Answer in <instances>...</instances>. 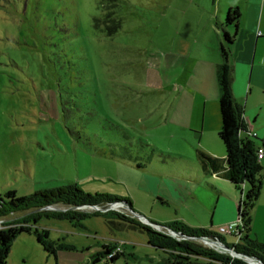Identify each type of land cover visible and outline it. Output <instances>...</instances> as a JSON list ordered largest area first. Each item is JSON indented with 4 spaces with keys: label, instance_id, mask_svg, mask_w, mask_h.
I'll return each instance as SVG.
<instances>
[{
    "label": "rangeland",
    "instance_id": "374dc122",
    "mask_svg": "<svg viewBox=\"0 0 264 264\" xmlns=\"http://www.w3.org/2000/svg\"><path fill=\"white\" fill-rule=\"evenodd\" d=\"M239 2L0 0V197L76 185L85 194L126 202L160 226H169L176 212L184 214L183 168L197 156L189 143L169 137L176 120L169 116L183 90L192 95L205 89L207 83L188 80L189 68L217 54L218 23L227 6ZM117 22L120 28L108 36ZM110 207L144 224L125 207ZM108 214L118 224L111 227L98 216L80 226L41 218L35 227L67 250L49 254L33 231L22 233L4 264H167L145 233ZM24 215L0 217V225ZM225 238L231 246L234 239ZM108 244L124 255L94 263L93 254Z\"/></svg>",
    "mask_w": 264,
    "mask_h": 264
},
{
    "label": "crops",
    "instance_id": "0c3cea01",
    "mask_svg": "<svg viewBox=\"0 0 264 264\" xmlns=\"http://www.w3.org/2000/svg\"><path fill=\"white\" fill-rule=\"evenodd\" d=\"M227 7V10L231 8ZM236 8L239 11L237 28L232 25L225 27V31L234 38L229 56L232 93L243 110L242 122L246 133H242V136L251 139L256 148H264V0H240ZM229 29L232 30L231 33ZM220 62L218 49L211 59L196 61L191 65L188 80L193 77V81L207 85L203 91H195L192 95L185 90L181 92L169 116L171 119L176 117L172 121L174 127L169 137L189 143L196 156L200 151L219 159L220 167L224 168L225 149L218 137L221 118L216 67ZM197 159L198 156L196 162L191 160L189 166L183 168L186 183L182 188L185 213L176 212L168 221L181 223L195 230H205L216 236L219 226L238 219L241 192L244 195L247 186H242L243 191H240L221 175L203 173L196 164ZM260 164L263 174L258 196L249 210V236L264 244V163ZM202 197H210V200L205 203ZM157 202L164 205L161 200ZM223 240L226 242L225 236ZM232 242L234 244V240Z\"/></svg>",
    "mask_w": 264,
    "mask_h": 264
},
{
    "label": "trees",
    "instance_id": "16d2710c",
    "mask_svg": "<svg viewBox=\"0 0 264 264\" xmlns=\"http://www.w3.org/2000/svg\"><path fill=\"white\" fill-rule=\"evenodd\" d=\"M102 1L105 3H113L115 0ZM111 15L107 14L106 18L109 19ZM238 20V9L236 7H231L226 12L224 24L219 25L221 38L218 49L221 62L216 67V82L219 92L218 107L221 118V129L218 133V137L225 149V167H220L221 161L219 159L213 158L200 151L197 152L198 159L196 164L203 173L223 176V178L228 180L238 190L241 189V186H247L242 207L240 206L242 208L240 219L244 225V235L239 243L227 246L224 244L223 236H213L205 230L191 229L177 222L171 223L168 227L188 237L217 238L227 247L233 248L237 253L255 257L264 264V244L258 243L249 237V210L259 193L263 167L256 158L257 148L253 141L246 136H242V133H246L242 122L243 110L233 97L232 69L229 62L230 46L234 38L233 35L230 36L225 31L227 25H232L236 29ZM97 22L98 21L95 20V24H97ZM119 28L120 23L117 22L110 28L108 27L106 33L108 36H111L115 34ZM123 135L127 137L124 132ZM114 202L119 201L107 196H91L85 194L78 189L76 185H69L61 190L39 193L30 197H17L14 192H7L3 197H0V217L20 212L25 213V215L20 219L0 225V264H4L12 242L22 233H31L33 231L38 244L49 254L54 255L59 250H67L65 246H58L49 241L47 230L39 231L37 227H35V224L41 218L67 220L70 222L76 221L78 223L77 226H80L79 221L84 218L98 216L102 217L111 227L112 225L118 224L114 222V219L110 217L108 213H113L117 220L131 230L145 233L148 237V244L161 250L166 255L164 261L167 264H246L240 259L231 258L225 254L196 246L189 241H177L127 216L111 211H108L107 214L74 213L72 211H37L44 207L57 204L76 207L83 205L110 204ZM115 246L116 244L102 246L99 252L93 254V262H100L115 249ZM123 255L124 253L121 251L116 253L111 259L105 260V262H114Z\"/></svg>",
    "mask_w": 264,
    "mask_h": 264
},
{
    "label": "water",
    "instance_id": "95a60500",
    "mask_svg": "<svg viewBox=\"0 0 264 264\" xmlns=\"http://www.w3.org/2000/svg\"><path fill=\"white\" fill-rule=\"evenodd\" d=\"M113 205H121V206L125 207L126 209H128L132 213L134 218L140 220L142 223H144V225H146V226H148V227L152 228L153 230L160 232V233L166 232L168 234V236L174 238L177 241H189V242H192V241L203 242L204 241L205 242L204 244H206V243L213 244L214 246L217 247V249L215 247H210V248H215L216 250H218L224 254H227L232 258L240 259V260L244 261L246 264H251V262H253L254 264H263L259 259L255 258V257H249L246 255L237 253L233 249L224 245L220 240H215L213 242V241H209L207 239L208 237H188V236H185L179 232L173 231L168 226H160L158 224L152 223V222L144 219L142 216L132 212L130 207L128 206V204L126 202L110 203V204H108V206L106 208H102V207H99L97 205H83V206H76V207H74V209H90V210H93L95 212L106 213L108 211L113 210V208L110 207ZM48 210L49 211H56V212L60 211L58 209H55L54 206H52V205L44 207V208L37 210V211H48ZM227 252H229V253H227ZM103 260H106V257Z\"/></svg>",
    "mask_w": 264,
    "mask_h": 264
},
{
    "label": "built area",
    "instance_id": "2783aa9c",
    "mask_svg": "<svg viewBox=\"0 0 264 264\" xmlns=\"http://www.w3.org/2000/svg\"><path fill=\"white\" fill-rule=\"evenodd\" d=\"M258 35H260V34H258ZM253 136H255V135L253 134ZM256 158H257V160L259 162H263L264 163V148H262V147L257 148ZM240 191H243L242 188H241ZM243 200H244V195L241 192V197H240V202H239V216H238V219L236 221H233V222L227 223L225 225L219 226L217 228V231H216V235L217 236H231L234 239V245L237 244V243H239V241L241 240V238L244 235V225H243V223H242V221L240 219V215L242 214V208L241 207H242ZM207 239L209 241H213V242L215 240H218L217 238H214V239L207 238ZM203 243H205V242L203 241ZM229 248H231V247H229ZM231 249H233V248H231ZM119 252H121V249H120L119 246L116 245L115 246V249L106 256V260L111 259L116 253H119ZM219 253L220 254H224V253H222L220 251H219ZM225 255H227V254H225ZM227 256H229V255H227Z\"/></svg>",
    "mask_w": 264,
    "mask_h": 264
},
{
    "label": "bare ground",
    "instance_id": "6f19581e",
    "mask_svg": "<svg viewBox=\"0 0 264 264\" xmlns=\"http://www.w3.org/2000/svg\"><path fill=\"white\" fill-rule=\"evenodd\" d=\"M205 245H208V246H213V247H215L214 245H212V244H208V243H206ZM215 248H217V247H215ZM219 249V248H218ZM227 253H229V252H227ZM251 264H254L253 262H251Z\"/></svg>",
    "mask_w": 264,
    "mask_h": 264
}]
</instances>
